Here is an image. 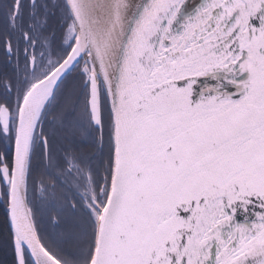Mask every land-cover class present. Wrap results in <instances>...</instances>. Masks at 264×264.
I'll return each mask as SVG.
<instances>
[{
	"label": "snow or ice",
	"instance_id": "obj_1",
	"mask_svg": "<svg viewBox=\"0 0 264 264\" xmlns=\"http://www.w3.org/2000/svg\"><path fill=\"white\" fill-rule=\"evenodd\" d=\"M7 264H264V0H0Z\"/></svg>",
	"mask_w": 264,
	"mask_h": 264
},
{
	"label": "trees",
	"instance_id": "obj_2",
	"mask_svg": "<svg viewBox=\"0 0 264 264\" xmlns=\"http://www.w3.org/2000/svg\"><path fill=\"white\" fill-rule=\"evenodd\" d=\"M2 220H3V216H2V212H0V223H2ZM0 264H7V257L2 251H0Z\"/></svg>",
	"mask_w": 264,
	"mask_h": 264
}]
</instances>
